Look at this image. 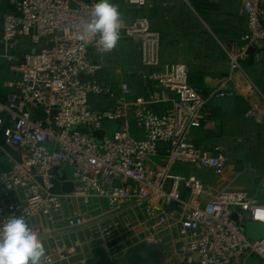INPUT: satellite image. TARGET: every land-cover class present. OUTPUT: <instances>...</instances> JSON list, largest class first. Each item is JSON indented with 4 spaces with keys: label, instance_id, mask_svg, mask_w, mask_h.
<instances>
[{
    "label": "built area",
    "instance_id": "built-area-1",
    "mask_svg": "<svg viewBox=\"0 0 264 264\" xmlns=\"http://www.w3.org/2000/svg\"><path fill=\"white\" fill-rule=\"evenodd\" d=\"M120 1L152 8L146 0ZM238 2L245 30L225 43L229 79L203 95L189 84L185 65L174 62L167 72L148 76L164 96L173 95L170 107L157 113L152 99L127 83L109 108H91L90 97L105 92L91 56L110 53L95 37L80 39L92 0H7L0 14V61L19 38L40 48L22 56L17 77L0 94V161L8 167L0 171V218H25L45 245L44 264H88L93 246L109 250L111 235L137 234L136 228L147 245L174 232L181 252L197 264H247L249 255L264 262V236L250 240L240 225L264 226V203L230 187L234 179L226 177L230 163L220 145L191 139L210 124L209 100L260 94L241 63L247 49L264 42V0ZM124 30L139 39L141 69L157 68L160 35L148 18L134 19ZM256 111L264 117L263 106ZM98 130L104 131L101 143L93 138ZM190 168L225 180L210 191ZM64 182L71 193L62 191Z\"/></svg>",
    "mask_w": 264,
    "mask_h": 264
},
{
    "label": "rangeland",
    "instance_id": "rangeland-1",
    "mask_svg": "<svg viewBox=\"0 0 264 264\" xmlns=\"http://www.w3.org/2000/svg\"><path fill=\"white\" fill-rule=\"evenodd\" d=\"M112 2L115 3V1ZM148 2L152 5L149 10L125 6L122 2L118 4L124 21L121 39L117 47L105 55L106 66L101 73L105 92L90 97L91 108L95 107L99 110L109 108L121 83H127L137 93L144 90L146 82L141 73L138 38L127 34L124 30L138 18L149 17L151 29L159 32L161 56L169 53L171 48L177 55L187 53L189 47L196 50L199 38L212 37L213 44L208 47L213 48L214 60L217 62L214 67H217L218 73L222 74L224 71L220 82L229 79L225 43L239 36H222L219 32L218 28L221 29L224 24V30L229 26L228 20L223 19L222 13L213 14L210 22L208 18L211 12L207 15L199 11L200 9L196 10L193 0H149ZM6 8L7 0H0V14ZM239 16H241L240 13ZM39 48L40 46L32 44L28 38L23 37L8 50L5 58L0 61V94H2L4 83L17 77L16 67L20 64L22 56ZM0 53L4 55L2 48ZM246 59L242 61L241 68L248 81L259 90L260 94L256 91L254 94L247 93L243 99L248 106L243 101H239L241 106L239 115L244 118L241 117L240 124L233 130L234 143L226 149V154L224 153L229 163L235 164L236 171L232 177H230V171H227L226 177L228 180L234 179L230 185L231 188L246 191L259 203H264V117L259 118L263 111L259 114L256 111V106L264 107V64H248ZM202 75V72L196 71L191 75L190 82L204 95V89L198 86L202 81ZM187 172L204 180L211 191L217 190L225 180L214 177L209 170L190 168ZM94 212L96 211L92 213ZM136 229L137 234L124 231V233L116 232L111 235L109 250H104L95 244L88 264H197L193 257L181 252V246L174 232L164 236L158 244L147 245L139 241L143 238V234L141 229ZM72 261L76 264L77 260ZM247 264H264V262L254 255H249Z\"/></svg>",
    "mask_w": 264,
    "mask_h": 264
},
{
    "label": "crops",
    "instance_id": "crops-1",
    "mask_svg": "<svg viewBox=\"0 0 264 264\" xmlns=\"http://www.w3.org/2000/svg\"><path fill=\"white\" fill-rule=\"evenodd\" d=\"M115 1L116 4H119L120 0H112ZM149 1V0H148ZM147 0V4L151 5ZM153 1V0H151ZM195 6L194 8L200 9L199 11L205 12L207 15H209L211 12V15H209V20L211 22V16L215 13H222L223 19L228 20L229 26L224 30L225 24L219 29V32L222 34V36H232V37H238L240 36L244 30H245V19L240 13V4L238 0H221L217 3H214L213 5L209 7H205L202 3V0H193ZM149 10V8H147ZM149 19V17H147ZM156 31V30H155ZM158 32V31H157ZM159 33V32H158ZM160 35V34H159ZM139 44V39H137ZM198 45L196 47V50L193 49V47H189L187 53H183L182 55H177L175 51L170 49L169 53H164L163 56L159 53V66L154 69H142L141 73L144 74L142 77L146 82V86L144 87V90L140 93L135 92L134 93L138 96L143 97L146 100L152 99V104H150V108L157 113L164 112L167 110L172 102L173 95L172 94H166L165 96L162 93V89L157 84V82L150 80L148 76L153 75L155 73H165L170 68V63H174L179 61L182 64L185 65V68L187 70L188 77L190 79L191 75L195 73L196 71H200L203 73L202 75V81L198 86L204 89V95L210 93L211 91L215 90L219 84V82L222 80L220 77L221 73H218L217 67H214V65H217V62L214 60L213 52L211 46L213 44V38L212 37H204L198 39ZM194 50V51H193ZM138 51H139V45H138ZM196 52V53H195ZM139 53V52H138ZM195 53V54H194ZM104 55H92V61L95 64H98L100 69L96 74L97 79L100 83L104 84L102 81V70L106 66V56ZM246 62L248 64H264V42L259 43L256 46V51L254 55L248 56L246 59ZM228 69V67H227ZM236 79L238 77L236 76ZM222 82H220L221 84ZM119 87V86H118ZM119 90V88H118ZM118 93V92H117ZM239 98L237 96L233 97H227L224 99H211L209 100L208 104L205 108V113L207 118L210 121L209 126L206 129H199L195 130L192 135L191 139L193 141H199V142H206V143H213L220 145L223 152L226 154V149L230 148L231 144L234 142L232 141V134L233 130L238 127L240 124V120L244 117H240V104H239ZM92 109L99 110L95 107ZM115 126L111 124L108 126V130H111ZM235 164L232 163L229 165V173L231 174L230 177L234 176L235 174ZM262 181V180H261ZM208 187V186H207ZM210 190V188H208ZM211 191V190H210Z\"/></svg>",
    "mask_w": 264,
    "mask_h": 264
},
{
    "label": "clouds",
    "instance_id": "clouds-1",
    "mask_svg": "<svg viewBox=\"0 0 264 264\" xmlns=\"http://www.w3.org/2000/svg\"><path fill=\"white\" fill-rule=\"evenodd\" d=\"M90 19L82 25L80 39L97 38L100 49L111 52L121 39L124 23L119 5L112 0H92ZM47 250L39 234L22 215L0 218V264H44Z\"/></svg>",
    "mask_w": 264,
    "mask_h": 264
},
{
    "label": "water",
    "instance_id": "water-1",
    "mask_svg": "<svg viewBox=\"0 0 264 264\" xmlns=\"http://www.w3.org/2000/svg\"><path fill=\"white\" fill-rule=\"evenodd\" d=\"M255 48L250 47L247 49L246 54L248 56L254 55ZM104 136V131L98 130L94 131L93 138L96 142L101 143L102 138ZM54 174L58 177L59 180L64 181L65 180V174L60 167L54 168ZM62 191L65 193H71L73 191V187L70 183L64 182L62 184ZM234 220H236V217H232ZM241 228L245 232V235L250 240H260L264 236V226L259 222H241Z\"/></svg>",
    "mask_w": 264,
    "mask_h": 264
},
{
    "label": "trees",
    "instance_id": "trees-1",
    "mask_svg": "<svg viewBox=\"0 0 264 264\" xmlns=\"http://www.w3.org/2000/svg\"><path fill=\"white\" fill-rule=\"evenodd\" d=\"M189 84L191 85L190 79H189ZM237 98H239V100H241L247 104V102L242 97L237 96ZM247 106H248V104H247ZM1 140H2V135L0 134V141ZM7 169H8V167L3 162L0 161V171H6Z\"/></svg>",
    "mask_w": 264,
    "mask_h": 264
},
{
    "label": "bare ground",
    "instance_id": "bare-ground-1",
    "mask_svg": "<svg viewBox=\"0 0 264 264\" xmlns=\"http://www.w3.org/2000/svg\"><path fill=\"white\" fill-rule=\"evenodd\" d=\"M261 113V112H258V114ZM263 113V112H262Z\"/></svg>",
    "mask_w": 264,
    "mask_h": 264
}]
</instances>
